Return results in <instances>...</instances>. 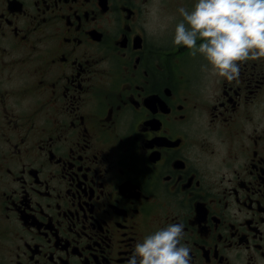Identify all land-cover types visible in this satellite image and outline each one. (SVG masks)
<instances>
[{
	"label": "flooded vegetation",
	"instance_id": "flooded-vegetation-1",
	"mask_svg": "<svg viewBox=\"0 0 264 264\" xmlns=\"http://www.w3.org/2000/svg\"><path fill=\"white\" fill-rule=\"evenodd\" d=\"M197 2L0 0V264H126L172 224L191 264H264V58L228 82L175 46Z\"/></svg>",
	"mask_w": 264,
	"mask_h": 264
},
{
	"label": "clouds",
	"instance_id": "clouds-1",
	"mask_svg": "<svg viewBox=\"0 0 264 264\" xmlns=\"http://www.w3.org/2000/svg\"><path fill=\"white\" fill-rule=\"evenodd\" d=\"M178 11L183 22L173 44L201 54L218 77L236 80L244 62L264 58V0H198L191 12ZM198 39L203 42L197 47ZM183 229L172 224L145 237L126 264H191V248L181 243Z\"/></svg>",
	"mask_w": 264,
	"mask_h": 264
}]
</instances>
